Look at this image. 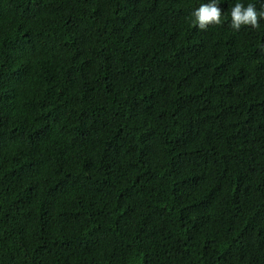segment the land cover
Wrapping results in <instances>:
<instances>
[{
    "label": "trees",
    "instance_id": "1",
    "mask_svg": "<svg viewBox=\"0 0 264 264\" xmlns=\"http://www.w3.org/2000/svg\"><path fill=\"white\" fill-rule=\"evenodd\" d=\"M210 0H0V264H264V19Z\"/></svg>",
    "mask_w": 264,
    "mask_h": 264
},
{
    "label": "clouds",
    "instance_id": "2",
    "mask_svg": "<svg viewBox=\"0 0 264 264\" xmlns=\"http://www.w3.org/2000/svg\"><path fill=\"white\" fill-rule=\"evenodd\" d=\"M221 0H210L209 3L201 4L192 12L194 23L199 29L205 30L209 25L222 23L223 10L219 6ZM264 19V9L257 11L254 4L236 3L231 8L230 27L239 31L242 26L260 27V20Z\"/></svg>",
    "mask_w": 264,
    "mask_h": 264
}]
</instances>
